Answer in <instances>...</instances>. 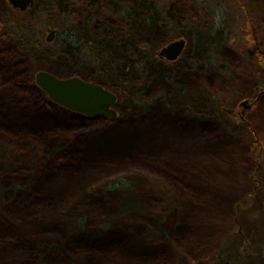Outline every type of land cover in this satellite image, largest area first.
I'll return each mask as SVG.
<instances>
[{"label":"rangeland","instance_id":"1","mask_svg":"<svg viewBox=\"0 0 264 264\" xmlns=\"http://www.w3.org/2000/svg\"><path fill=\"white\" fill-rule=\"evenodd\" d=\"M94 12L115 23L95 31ZM0 18L2 32L31 52L32 71L50 68L109 90L118 116L106 120L119 121L91 127L83 141L64 138L85 150L73 167H85L84 175L73 180L0 143V217L27 221L23 197L37 179L50 187L43 197L60 200L53 212L33 216V226L15 225L31 239L38 222L72 241L100 238L124 221L131 240L106 263L264 264V0H36L26 13L0 0ZM52 28L59 34L49 44ZM182 39L177 61L160 58ZM8 49L0 44L5 71L23 63L4 60ZM11 72L22 81L23 69ZM14 96L0 89V128L45 127L37 110H12ZM246 100L255 104L242 117ZM64 139L46 145L55 150ZM62 254L37 264H64ZM5 263L33 264L10 251L0 255Z\"/></svg>","mask_w":264,"mask_h":264},{"label":"trees","instance_id":"2","mask_svg":"<svg viewBox=\"0 0 264 264\" xmlns=\"http://www.w3.org/2000/svg\"><path fill=\"white\" fill-rule=\"evenodd\" d=\"M6 26L5 21L0 18V44L3 45L5 43L9 47L8 50H5L4 60H23V63L14 65L10 68V71H5L0 68V89L5 88L11 91L13 95H16L10 100V108L12 110H18L24 113H31L37 110L41 114L40 121L45 127H39L37 129L24 128L22 130L9 129L11 127L8 126V128L2 127L0 128V143L3 142L6 144L9 151L18 154L19 157H23V159L33 160V162L38 163L44 161L46 164L50 161L48 171L52 172V175L59 172L57 177L66 178L70 176V180H73L76 176L84 175L85 167H79L74 170L73 167L77 163V158H79L80 154L82 155L85 150H81V152L79 150H73L72 146H70V139L64 138L71 137L72 142L83 141L87 134H89V131H91V127L103 123L114 122L118 124L119 121L114 120L110 122V120H106L105 118L101 119L100 117L88 118L73 113L51 102L46 93L37 86L35 78L32 76V73L45 71V69L40 68L35 71L31 70L32 64L29 62V56L32 57L31 52L28 51L22 43H17L9 32H2ZM44 47L45 45L42 48ZM25 64L26 66H23ZM20 69L24 71L21 77L22 81L18 80L15 82L16 77L11 71ZM48 70L50 72L52 69L48 68ZM56 76L61 79H67L65 76ZM240 108H242L240 113L242 117H244V114L249 110L242 106H240ZM231 112L230 114L235 113L234 110ZM30 116L31 114L24 115L27 120L31 118L33 121L34 117ZM6 117L8 118V114ZM80 123H82L81 126H79ZM202 126H198V129H202ZM203 127L208 133H211L213 130H209V127ZM57 139H64L59 148L54 150L50 143L49 146L46 145L47 141H54ZM25 183H27L26 180ZM30 185V191L23 197V200H25L24 209L27 215V221L23 222V216L21 214L15 216H7V214H5L0 217V255L10 251L18 253L20 256L24 255L25 257L32 258L33 264H37L48 255L61 249V251H63L62 261L64 264H112L111 262H104V258L110 256L113 253V249L119 245L129 243L131 240L130 235L133 231L132 225L124 221L117 222L113 228L102 233V235L99 236L100 238L91 239L88 238L87 234H82L81 237L72 239V241L67 237H63L62 241L61 239H55L54 235L57 231L54 230V228H50V226L47 227L48 223L42 222L41 226V222H38V224L35 225L37 231L34 233V236L37 235V238L31 239V237L20 232V226L15 225L22 224L21 226L27 227L29 226L26 225L28 223L33 226L34 222H31L32 217L53 212L54 207L60 199L56 197H43L44 193L47 192L50 187L46 185L42 189L44 184H39L37 179L32 180ZM36 191H38V193H36ZM30 205L32 206L31 210L29 209ZM34 212L35 215L33 214ZM78 214L79 213L74 214V218L72 219H75V216ZM59 217L60 220H62V217ZM45 218L47 217L43 219ZM51 227L53 226L51 225ZM78 235L80 236L81 234L78 232ZM77 237V234H75L73 238ZM102 242L106 243L107 245L105 246L107 247L100 249L99 247H104L100 246Z\"/></svg>","mask_w":264,"mask_h":264},{"label":"water","instance_id":"3","mask_svg":"<svg viewBox=\"0 0 264 264\" xmlns=\"http://www.w3.org/2000/svg\"><path fill=\"white\" fill-rule=\"evenodd\" d=\"M10 5L17 10L26 11L33 0H8ZM55 31H50L47 42L55 39ZM187 42L182 39L169 44L159 56L167 61H177L185 50ZM58 60L66 61L67 57L60 55ZM35 81L37 86L44 91L48 98L71 112L85 115L86 117H100L115 119L118 114L115 110L117 97L100 85L86 82L79 78L60 79L46 72H39ZM242 107L249 110V102L246 101ZM229 113H232L229 111Z\"/></svg>","mask_w":264,"mask_h":264},{"label":"flooded vegetation","instance_id":"4","mask_svg":"<svg viewBox=\"0 0 264 264\" xmlns=\"http://www.w3.org/2000/svg\"><path fill=\"white\" fill-rule=\"evenodd\" d=\"M8 1V0H7ZM35 1L36 0H33V2L31 3V5L27 8V10L26 11H20V10H17V9H14L11 5H10V3H9V1H8V3H9V5L12 7V9L14 10V11H16V12H19V13H26V12H28L30 9H32L33 8V6L35 5ZM75 5H78L76 2L74 3V6ZM76 11H77V13H78V11H79V9H77V8H75L74 9V12L76 13ZM105 12V11H104ZM99 12H94L93 14H92V23H91V25H92V27H93V29L95 30V31H99V33L100 32H102L103 31V29L106 27V26H108V25H111V22L112 23H115V21H113V19H110L109 18V20H107L106 18L104 19L103 18V20H101V14H99ZM102 30V31H101ZM50 31H55L56 33H55V39L57 38V36H58V34H59V31L57 30V29H55V28H52V29H48V31H47V37L49 36V32ZM54 39V40H55ZM46 40H47V38H46ZM54 42V41H53ZM53 42H51V43H53ZM51 43H49V44H51ZM87 53H89L88 51H87ZM60 56V55H59ZM58 56V57H59ZM58 57H57V60H58ZM161 58V57H160ZM162 59H164V58H162ZM69 59H68V57H67V60L66 61H61V60H58L59 62H64V63H66L67 61H68ZM170 62V61H169ZM175 62V61H174ZM247 101V100H246ZM246 101H244V102H246ZM244 102H242L241 104H240V106H242V104L244 103ZM249 102V101H248ZM54 103V102H53ZM55 104V103H54ZM254 104L255 103H249V106L252 108L253 106H254ZM57 105V104H56ZM61 107V106H60ZM63 108V107H62ZM74 113V112H73ZM77 114V113H76ZM79 115H81V114H79ZM82 116H85V115H82ZM86 117V116H85ZM89 118V117H88ZM91 118V117H90Z\"/></svg>","mask_w":264,"mask_h":264}]
</instances>
